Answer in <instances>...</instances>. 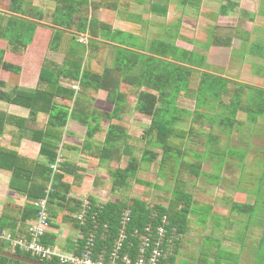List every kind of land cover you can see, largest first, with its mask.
<instances>
[{
    "label": "trees",
    "instance_id": "trees-1",
    "mask_svg": "<svg viewBox=\"0 0 264 264\" xmlns=\"http://www.w3.org/2000/svg\"><path fill=\"white\" fill-rule=\"evenodd\" d=\"M47 1L53 2L55 6L51 14V25L47 27L50 33L46 44L48 50L57 52L62 41L66 39L64 44H66L67 50L62 64L58 66L54 62L40 61L37 86L33 90L22 91L18 88H13L10 92L0 90L1 101L20 105L30 112L29 118L19 119L0 114V126L11 124L24 130L29 119L34 118L38 113L47 114L48 120L44 128L34 129L31 132V138L39 143L40 154L46 159L47 164L24 158L15 151L0 148V169L11 173L10 188L24 195L28 200V203L20 211L9 208L2 210L0 231L8 227L12 240H28V222L36 217V209L32 206V201L44 197L49 185L51 190L47 195L48 210L51 206L64 205V207L77 212V215L82 212V201L73 198L67 199L66 194L69 188L61 182L62 172H72L67 168L69 164L62 161L58 172L53 176H51L49 165L54 163L59 155L58 145L62 141L63 129L68 120L71 119L84 125L87 139H90L99 131V121L104 119L108 124L103 142L97 149L96 157L100 163L118 162L121 156L129 158L126 167H118L110 171L111 191L117 195V201L97 203L88 197L90 209L84 224L81 225L76 217L69 220L82 233L79 251L84 243L83 238H85L86 232L93 228L92 220L96 222L98 236L103 231L102 226L106 227V239L104 241L98 239L97 248H110L118 235L121 213L128 209L130 212L127 225L128 233H132L135 229L141 231L149 223L156 225L164 216L167 220L165 228L168 232L173 228L179 237V240L174 243L175 255L182 235L187 234V230L194 228V225L197 224L200 231L197 235L200 239V249L195 264H221L223 250H220V240L214 239L212 236H203L201 233L210 218L211 206L202 207L207 212L203 214V217H199L202 208L197 207L195 196L183 190L185 176L188 173L198 176L200 164L187 162L182 157L189 152L187 146L191 138L203 136L205 124H208L212 129L217 127L228 134H233L238 131L239 127L256 125L259 120L264 122V88L239 82L208 70L206 56L175 46L174 37L170 31L163 38L152 39L145 47L142 41L135 42L138 39L135 34L114 29L110 24L99 21L93 16L92 13L99 9L117 11L119 0ZM135 1L141 4L144 0ZM221 1L220 16L228 17L231 11L238 7V4L231 0ZM199 3L200 0H180L182 6L198 7ZM8 11L10 15H4L3 21V17L0 18V40L6 42V46L0 48V69L16 78L21 73V67L16 64L18 60L14 59L16 62H11L5 58V55H9V51L20 56L29 46L34 45L32 39L40 27L43 11L35 6H30L26 0H9ZM149 11L165 16L167 5L153 2L150 3ZM249 15L250 21H253L252 14ZM79 34L85 36L86 41L80 42L77 39ZM212 35L211 41L205 42L207 44L205 48L230 45V38L218 40L214 34ZM234 35L242 42H246L250 32L239 30L234 32ZM45 39L46 35L43 40ZM249 50L264 58V42L254 41ZM98 51L104 60L100 59ZM106 55L111 60L109 65L105 60ZM87 57L101 63L102 71H92L89 65L85 64ZM74 85L76 89L73 88ZM122 86L126 87V92L122 91ZM98 91H103L106 94V101L112 105L110 112H98L91 106L88 94ZM181 92L194 101L192 111L179 105L178 100ZM126 93H130L134 97V110L149 121L148 127L138 140V142L147 143L143 145L140 159L133 156L131 136L123 126L115 123L122 119L125 112ZM59 100L72 102L73 107L69 109L60 104ZM202 109L211 115L202 113ZM238 113L244 114L245 120H239ZM187 116L190 117L189 127L184 129L179 124L184 122ZM206 142L208 143L206 152L210 153L213 149L212 146L217 142L216 136L209 132ZM88 143L87 141L85 146ZM136 145L140 144L136 143ZM148 145H155L160 149V154L151 151ZM222 153L217 157L219 169L226 153L229 155L238 154L241 160L245 154L243 151L238 153V151L230 149L227 152L223 150ZM200 156L202 160L205 158V156ZM158 158L159 171H163L169 160L175 164L173 170L175 185L165 206L155 204L150 207L143 200L131 198L130 191L132 182H138L136 174L140 162L153 163ZM263 179L264 162L260 181ZM229 204L230 213L247 216L244 228L247 229V223L254 216L256 205L233 200ZM195 213L198 217L194 224L190 216ZM10 218L18 224L17 231L25 233L22 237H15V224L7 220ZM217 221L211 229H216ZM262 234L254 253L253 264H264V226ZM45 236L42 242L47 244L44 241ZM237 239L243 246L245 234L238 233ZM0 251L40 261L39 258L19 247L12 248L2 236L0 237ZM232 253L229 251L225 254L229 255L230 259H235L231 264H238V255L233 253L235 258H231ZM40 262L61 264L57 259ZM167 262L175 264V257H170ZM0 264L25 263L0 256Z\"/></svg>",
    "mask_w": 264,
    "mask_h": 264
},
{
    "label": "rangeland",
    "instance_id": "rangeland-1",
    "mask_svg": "<svg viewBox=\"0 0 264 264\" xmlns=\"http://www.w3.org/2000/svg\"><path fill=\"white\" fill-rule=\"evenodd\" d=\"M26 1L30 6H35L43 11L40 27L45 29L50 26L51 14L55 4L47 0ZM231 1L236 2L238 7L232 10L228 17L219 15V9L222 6L221 0H200L198 7L182 6L180 0H144L141 4L136 3L135 0H119L117 11L100 9V13L97 11L96 16L100 21L110 24L113 28L135 34L138 38L135 42L142 41L145 47L152 39L163 38L170 31L174 37L175 46L193 50L206 56L208 70L239 82L264 88V58L262 55L249 50L254 41L264 42V0ZM153 2L167 5L165 16L156 15L149 11L150 3ZM8 3L9 0H0V18L3 17L2 21L5 19L4 15H10ZM92 14L94 16L95 12ZM249 14H252L253 21H250ZM239 30L250 32L246 42H242L235 37L234 32ZM45 33L47 34L45 40H43L44 35L41 32L36 35L35 42L38 46L35 43L33 50L30 52L31 55L28 56V65L32 68L35 67V69H38L39 61L54 62L60 66L67 50V46L64 44L66 39L62 41V45L57 52L48 50L46 41L49 39V31L47 30ZM212 34L218 40L230 38V45L227 47L209 46V48H205L207 45L205 42L211 41ZM77 39L80 42L86 41V37L81 34L77 35ZM210 45H212L211 42ZM8 53L7 60L11 62H16L14 59L21 60L26 55V53H23L19 58V55L12 54L9 51ZM98 54L100 59L104 60L99 51ZM105 60L108 65L111 63L107 55ZM85 64L89 65L94 72L102 71L101 63L93 58L87 57ZM11 78H14V76ZM73 88L76 89V86L74 85ZM126 90V87L122 86V91L126 92ZM88 95L91 106L98 112H110L112 110V105L106 101V94L103 91L90 92ZM126 95L125 112L122 119L115 123L123 126L131 136L133 156L140 159L143 145L146 142L141 143L138 140L148 127L149 121L134 110L133 95L130 93H126ZM59 102L69 109L73 107L72 102L62 100H59ZM178 103L186 110L192 111L194 109V101L185 96L183 92L180 94ZM201 112L211 115L204 109ZM237 118L241 121L245 120V115L238 113ZM68 122H71V120H68ZM189 122L190 117L187 116L179 126L187 129ZM99 124L104 130L108 123L106 120L101 119ZM211 129L208 124H205L203 136L191 138L188 143L187 149L189 152L182 159L193 164H200V169L198 176L192 173L185 176L183 190L195 196L197 207L211 206L210 218H208L206 227L201 233L203 236H212L214 239L220 240V250H223L221 252L223 255L221 264H231L235 261V259H230L229 255L225 254L229 251L235 253L234 255H238V264H253L254 253L263 236L264 226V179L260 181L263 175L264 162V122L259 120L256 125L239 127L238 131L233 134H228L217 127ZM209 132L215 135L217 140L212 146L211 154L206 152L208 150L206 136ZM102 136L103 133H100V144ZM136 143L140 145H136ZM148 148L160 154V149L155 145H148ZM229 149L238 151V153L243 151L245 153L244 158L241 160L238 154L229 155L226 153L219 169L217 167L219 164L217 157L223 154V150L227 152ZM200 155L205 156V158L202 160ZM128 158L127 156H121L118 162H108L104 165V173L100 175V187L103 189L102 200L105 198L110 201L117 199V195H114L111 191L110 171L117 167H126ZM158 162L159 158L153 163L140 162L136 174L138 182H132L130 191L131 198L143 200L150 207L155 204L165 206L175 185V172L173 171L175 164L173 161L169 160L163 171L158 170ZM232 200L256 205L254 216L249 222L247 221L249 223H247V229H244L247 220L246 215L229 212V202ZM206 212V209L202 208L199 217H203ZM190 217L195 224L198 217L197 213ZM215 221H217V227L211 229L215 226ZM187 231V234L181 237L175 256V264H195L200 249V239L197 236L200 231L197 224ZM238 233L245 234L243 246L240 245L237 239ZM233 253L231 258H235Z\"/></svg>",
    "mask_w": 264,
    "mask_h": 264
},
{
    "label": "crops",
    "instance_id": "crops-1",
    "mask_svg": "<svg viewBox=\"0 0 264 264\" xmlns=\"http://www.w3.org/2000/svg\"><path fill=\"white\" fill-rule=\"evenodd\" d=\"M97 11L100 13V9ZM97 11H95L94 14L96 18ZM98 20L100 21V19ZM41 28L43 29L41 30ZM47 30L50 33L48 28L44 29V27H38L35 35L41 32V34L44 36L46 35L47 38V34L45 33ZM35 39L36 36L32 39V43L34 45L36 43ZM34 45L27 48L24 52L26 55L22 57L21 60L17 59L18 62L16 64L21 67V73L18 78H11L8 73L0 69V83H2V86H0L1 91L10 92L13 88H18L22 91H29L33 90L37 86L40 65L38 69H35V67L32 68L27 63L28 56L31 55L30 52L33 50L32 48ZM5 46L6 42L0 40V48ZM7 55L8 54L5 55L6 59ZM19 58H21V55ZM0 114L14 116L16 119H19L29 118L30 112L25 107L0 100ZM47 120V114L38 113L34 118L28 120V124L25 127L26 129L24 130H21L20 127L11 124L1 125L0 148L15 151L18 155L24 158L47 164L46 159L40 154L39 143L31 138L32 130L44 128ZM98 127L99 131H97V133H95L90 139H87L86 127L77 121L71 120V122L66 123V126L63 129L62 141L58 145L59 155L57 158H60L63 162L69 164L67 168L72 171L70 173H61V182L69 188V191L66 194L67 199L73 198L77 200L87 196L97 203H106L110 201L106 198L102 200L101 197V195H103V189L100 187V175L104 173V165L108 162L100 163L99 159L96 157L97 149L100 148L103 142L106 130V128L102 130L100 124ZM100 133H103L101 144ZM87 141L89 143L85 146ZM10 179L11 173L7 170L0 169V217L4 208L20 211L28 203V200L24 195L10 188ZM111 201L116 202L117 199H113ZM49 212V229L45 234L46 236L44 241L60 252L76 253L79 250L78 248L82 240V233L76 226L72 225V222L69 220L74 219L77 216V212L64 207V205L51 206V208L49 207ZM7 220L15 224L14 234L16 238L22 237L25 234L17 231L18 224L13 219L10 218ZM27 222L25 223L26 225ZM7 234L11 235V231L8 227L3 228L0 231V237Z\"/></svg>",
    "mask_w": 264,
    "mask_h": 264
},
{
    "label": "built area",
    "instance_id": "built-area-1",
    "mask_svg": "<svg viewBox=\"0 0 264 264\" xmlns=\"http://www.w3.org/2000/svg\"><path fill=\"white\" fill-rule=\"evenodd\" d=\"M63 160L57 158L50 164L51 176L58 172V167ZM52 179V177H51ZM46 195L32 201V206L36 209V217L28 222V240H12L9 236L3 235L11 247H19L40 261L57 259L61 264H168L170 257H175L174 243L179 240L176 231L165 228L167 220L163 216L158 224L149 223L141 231L135 229L128 233L129 210L125 209L120 216V225L117 238L110 248H97V240L104 241L105 226L100 236L97 233L95 220H92V227L86 232L84 243L76 253H63L56 248L44 244L43 238L49 229L48 192ZM82 201V212L76 218L80 224H84L86 215L90 209V201L87 196L80 198ZM95 215V214H93ZM93 219V217H92ZM136 239V242L134 240Z\"/></svg>",
    "mask_w": 264,
    "mask_h": 264
},
{
    "label": "water",
    "instance_id": "water-1",
    "mask_svg": "<svg viewBox=\"0 0 264 264\" xmlns=\"http://www.w3.org/2000/svg\"><path fill=\"white\" fill-rule=\"evenodd\" d=\"M0 256H4L6 258H9V259H12V260H15V261H18V262H22V263H25V264H46V263H43V262H40V261H35V260L28 259V258L23 257V256L15 255L13 253H8V252H1L0 251Z\"/></svg>",
    "mask_w": 264,
    "mask_h": 264
}]
</instances>
